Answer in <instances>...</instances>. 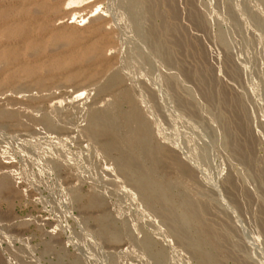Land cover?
<instances>
[{
  "label": "rangeland",
  "instance_id": "1",
  "mask_svg": "<svg viewBox=\"0 0 264 264\" xmlns=\"http://www.w3.org/2000/svg\"><path fill=\"white\" fill-rule=\"evenodd\" d=\"M166 1L0 0V264H264V0Z\"/></svg>",
  "mask_w": 264,
  "mask_h": 264
},
{
  "label": "bare ground",
  "instance_id": "2",
  "mask_svg": "<svg viewBox=\"0 0 264 264\" xmlns=\"http://www.w3.org/2000/svg\"><path fill=\"white\" fill-rule=\"evenodd\" d=\"M68 2V1H67ZM70 2H72L73 4L75 3V2H77V0H70ZM69 2V3H70ZM166 2H168V0L166 1ZM167 4V3H166ZM168 4H170V3H168ZM70 5V4H69ZM168 6H170V5H168ZM176 8V7H175ZM150 9V8H149ZM170 10H172V8H170ZM170 12H172V11H170ZM175 12H178V11H175ZM180 12V11H179ZM152 13V12H151ZM192 13V12H191ZM149 14H150V11H149ZM174 14V13H173ZM172 13H171V16L173 15ZM177 17V16H176ZM175 17V18H176ZM194 18H195V15H194ZM176 19H178V18H176ZM94 20V19H93ZM194 20V19H193ZM196 24V23H195ZM199 25H200V22H199ZM175 26V25H174ZM11 27V26H10ZM94 28V27H93ZM171 28V27H170ZM176 28V27H175ZM91 29V28H90ZM162 29V28H161ZM177 29V28H176ZM54 30H55V28H54ZM59 30V29H58ZM157 30V29H156ZM59 33V32H58ZM65 33V32H64ZM68 33V32H67ZM60 34V33H59ZM80 35V34H79ZM57 36V35H56ZM68 36V35H67ZM72 37V36H71ZM104 37V36H103ZM173 37V36H172ZM69 38V37H68ZM105 38V37H104ZM175 38V37H174ZM154 39H155V37H154ZM179 39V38H178ZM184 39V38H183ZM175 40V39H174ZM179 41H180V39H179ZM170 42V41H169ZM176 42V41H175ZM175 42H173V43H175ZM101 43V42H100ZM157 43V42H156ZM181 43H183V41L181 42ZM177 44V43H176ZM2 45V44H1ZM80 45V44H79ZM180 45V44H179ZM178 45V46H179ZM190 45V44H189ZM200 45V44H199ZM82 46V45H81ZM101 46V45H100ZM80 48V47H79ZM9 49V48H8ZM164 49V48H163ZM202 50V49H201ZM6 52V51H5ZM94 53V52H93ZM90 54V53H89ZM97 54V53H96ZM14 55H16V54H14ZM13 55V56H14ZM205 56V55H204ZM6 57H8V56H6ZM170 57H172V56H170ZM167 58V57H166ZM14 59V58H13ZM105 60H107L106 58H104ZM172 59V58H171ZM174 61V60H173ZM1 62V61H0ZM101 62V61H100ZM108 64V63H107ZM14 65V64H13ZM90 66V65H89ZM107 66V65H106ZM104 67V66H103ZM93 70V69H92ZM200 75V74H199ZM206 79V78H205ZM204 82V81H203ZM205 84V83H204ZM227 96V95H226ZM224 98V97H223ZM225 99H227V98H225ZM229 100V99H228ZM225 101V100H224ZM227 101V100H226ZM226 103V102H225ZM229 114V113H228ZM236 115H237V113H236ZM238 115H240V114H238ZM96 117V116H95ZM231 117V116H230ZM105 118V117H104ZM111 118V117H110ZM115 118V117H114ZM238 118V117H237ZM236 118V119H237ZM100 119V118H99ZM240 119V118H239ZM107 121V120H106ZM138 121L140 122V130H143L144 131V127L145 126H143V123L141 122V120L138 118ZM232 121H234V120H232ZM101 125V124H100ZM238 125V124H237ZM242 126V125H241ZM107 127V126H106ZM244 127V126H243ZM242 127V128H243ZM239 128V127H238ZM42 129H44V128H42ZM242 130H244V129H242ZM141 133H142V131H141ZM144 133V132H143ZM144 136H145V134H143ZM143 136V137H144ZM145 138V137H144ZM143 138V139H144ZM117 142V141H116ZM249 143V142H248ZM239 145H241V144H239ZM248 146V145H247ZM242 147H243V145H242ZM110 148V147H109ZM118 148V147H117ZM239 148V147H238ZM243 149V148H242ZM248 149V148H247ZM142 151V150H141ZM237 151V150H236ZM151 153V152H150ZM123 161V160H122ZM134 163H136V162H134ZM134 163H132V164H134ZM128 164V163H127ZM137 164V163H136ZM136 164H135V167H136ZM120 165V164H119ZM131 165V164H130ZM137 167H138V165H137ZM142 167H140V169H141ZM176 169V168H175ZM139 175H141V174H139ZM147 177V176H146ZM144 185V184H143ZM147 185V184H146ZM162 188V187H161ZM194 200V199H193ZM190 203V202H189ZM193 205L195 204V203H192ZM196 205V204H195ZM193 211V210H192ZM197 211V210H196ZM189 212V211H188ZM195 212V211H194ZM193 212V213H194ZM208 214V213H207ZM168 219V218H167ZM214 232V231H213ZM219 235H220V233H219ZM213 239V238H212Z\"/></svg>",
  "mask_w": 264,
  "mask_h": 264
}]
</instances>
